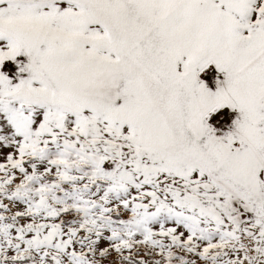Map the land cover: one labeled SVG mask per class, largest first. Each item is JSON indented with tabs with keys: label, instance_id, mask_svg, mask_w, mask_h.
Returning <instances> with one entry per match:
<instances>
[{
	"label": "snow or ice",
	"instance_id": "1",
	"mask_svg": "<svg viewBox=\"0 0 264 264\" xmlns=\"http://www.w3.org/2000/svg\"><path fill=\"white\" fill-rule=\"evenodd\" d=\"M0 264H264V0H0Z\"/></svg>",
	"mask_w": 264,
	"mask_h": 264
}]
</instances>
